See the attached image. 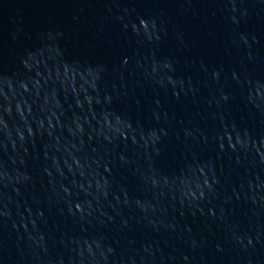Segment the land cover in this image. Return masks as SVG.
I'll return each mask as SVG.
<instances>
[{
    "label": "water",
    "instance_id": "95a60500",
    "mask_svg": "<svg viewBox=\"0 0 264 264\" xmlns=\"http://www.w3.org/2000/svg\"><path fill=\"white\" fill-rule=\"evenodd\" d=\"M0 264H264V0H0Z\"/></svg>",
    "mask_w": 264,
    "mask_h": 264
}]
</instances>
